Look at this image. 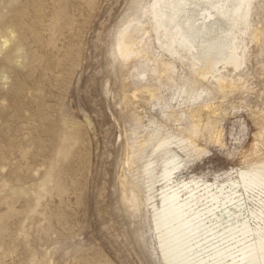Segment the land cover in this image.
Returning a JSON list of instances; mask_svg holds the SVG:
<instances>
[{
    "label": "rangeland",
    "instance_id": "obj_1",
    "mask_svg": "<svg viewBox=\"0 0 264 264\" xmlns=\"http://www.w3.org/2000/svg\"><path fill=\"white\" fill-rule=\"evenodd\" d=\"M162 1L0 0V264H165L152 210L165 183L147 202L144 172L160 174V140L188 161L177 183L218 186L264 164V0H216L217 12L186 0L176 39ZM220 28L240 66L220 60L201 79L193 57ZM222 78L236 88L218 90ZM256 191L247 208L263 211Z\"/></svg>",
    "mask_w": 264,
    "mask_h": 264
},
{
    "label": "bare ground",
    "instance_id": "obj_2",
    "mask_svg": "<svg viewBox=\"0 0 264 264\" xmlns=\"http://www.w3.org/2000/svg\"><path fill=\"white\" fill-rule=\"evenodd\" d=\"M185 1H162V8L164 10L162 23L171 32V35H174L175 39L179 36L180 30L174 27V22L183 13L186 6ZM204 1L214 8L216 12L220 11L215 4L216 0ZM231 1L233 4L234 0ZM170 5L177 7L178 10L180 9L177 16L174 15V11ZM230 10L224 17H226L228 22H233L234 14ZM145 33V29L142 28L135 29L131 32L129 31L122 39V54L129 55L134 50L136 37H141ZM229 35L230 30L220 28L216 37L204 42L198 53V58L194 54L195 56L193 58L197 63L206 61V64L202 67H199L200 65L198 66L196 62H193V66L195 67L194 74L196 76L201 79L207 78L209 71L213 70L215 65L221 63L220 60H225L232 64L235 67L234 69L238 67L242 58L241 54H238L234 49L230 50L231 54L228 56H225L223 53V48L228 42ZM190 37L192 36L190 35ZM178 39V43L184 47V41H181L180 38ZM232 45L235 49L238 46L236 41H232ZM217 88L222 92L234 90L236 84L226 78H222L217 82ZM150 94L153 97L155 96L153 92ZM154 140L155 137L151 136L149 142H153ZM171 140L170 138V140L158 141L154 149V153H164L166 155L162 164H159L161 167L160 174H157V166H154L155 162H148L144 171L148 193H153L157 180L161 179L165 183L158 190L160 193L158 194L160 195V205H153L152 207L154 230L157 234L159 249L161 250V256L165 264H264V210L257 211L255 210L256 208L249 210L247 208V197L244 196L245 192V195H247L256 190H264V164H252L247 168L239 169L235 171L237 175H235L236 179H229L227 183L218 186L208 185L206 183L200 186V180L197 182V179L177 183L173 181V175L178 170H181L188 161L181 159L177 153H174L169 148L172 145ZM175 140L177 141V139ZM194 142L192 137H190L187 141L180 142L184 146L181 145L178 149H182L185 154L187 153L188 158L192 157L188 154V151L191 148L189 146H192ZM142 150L145 151V148L143 147ZM159 182L156 184H159ZM152 193L147 196V202L152 201L157 196H153ZM249 197L248 199H250ZM260 199L257 201L260 202ZM124 200L131 202L137 201L135 190H132L130 195L125 193ZM150 203L149 205H151Z\"/></svg>",
    "mask_w": 264,
    "mask_h": 264
}]
</instances>
